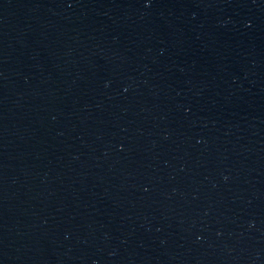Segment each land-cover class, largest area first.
Here are the masks:
<instances>
[{"label": "water", "instance_id": "water-1", "mask_svg": "<svg viewBox=\"0 0 264 264\" xmlns=\"http://www.w3.org/2000/svg\"><path fill=\"white\" fill-rule=\"evenodd\" d=\"M0 264H264V0H0Z\"/></svg>", "mask_w": 264, "mask_h": 264}]
</instances>
